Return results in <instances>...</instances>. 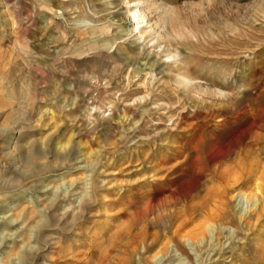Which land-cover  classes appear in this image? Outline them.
<instances>
[{
  "label": "rangeland",
  "instance_id": "1",
  "mask_svg": "<svg viewBox=\"0 0 264 264\" xmlns=\"http://www.w3.org/2000/svg\"><path fill=\"white\" fill-rule=\"evenodd\" d=\"M158 1L171 10V27L187 35L170 47L117 40L126 15L103 0H0V264H155L172 250L179 264H264L250 251L264 246V0ZM175 48L202 88L233 99L193 103L174 87L172 68L155 67L151 82L150 65ZM213 112L227 125L204 120ZM236 116L255 128L226 164L211 161V145ZM250 152L262 166L254 172L262 194L237 197L254 186L246 169L211 233L174 234L166 212L200 203L219 185L194 173L216 177ZM89 176L95 191L78 212L80 187L67 184ZM67 191L62 205L73 221L56 226L50 216L33 229L46 198ZM255 206L257 217H241ZM50 236L55 254L44 247ZM37 243L44 247L37 254L23 251Z\"/></svg>",
  "mask_w": 264,
  "mask_h": 264
},
{
  "label": "bare ground",
  "instance_id": "2",
  "mask_svg": "<svg viewBox=\"0 0 264 264\" xmlns=\"http://www.w3.org/2000/svg\"><path fill=\"white\" fill-rule=\"evenodd\" d=\"M103 1L107 2L106 4L107 7L114 5V8H120L121 10H123V13L126 15L127 18V20L125 21L126 28L121 31L119 35L120 39L118 38L117 40L124 39V41H127L133 39L134 42L136 43H141V44L151 43V45H154L156 47H162V46L170 47V44L172 42L187 37L186 34H183L171 27L170 25L171 10L167 9L164 5L159 3L158 0H103ZM84 25H85V30H88L89 32L91 31V33L96 30V25L93 22H86ZM112 42L113 43L111 44L108 42L106 43L104 42L105 44H103V48L109 49L114 47V45H116V39ZM94 45L95 44L93 43V46ZM117 55L123 59V62L132 61L129 57H125L124 54H122V52H117ZM181 60H182L181 53L177 48L168 49L166 51V54L164 55L163 60L155 62L153 63V65H150V68L153 67V69L148 72L150 81L155 82L157 80L155 67L157 69L166 68L167 70L172 68V69H176L175 74L172 77V83L174 87L178 91L182 92L184 96L190 99L193 103L194 102L204 103V100L208 95L212 96L214 99L220 102H228L231 99H233V95L229 94L228 92L221 90L209 91L206 87L202 88L201 84L195 81V79H193L191 75L181 66L182 63ZM156 107L157 109L161 108L160 106H156ZM217 119H219L220 122L222 123H226L227 125V119L225 117H222L219 114V112H213L204 117V120H208V122H212L214 120L216 121ZM234 119H235L234 121L237 122L230 123V125L226 126L231 129L230 132L227 133L221 140L214 141V143L211 145V150L209 152V159L211 161L224 163L231 156L232 152L241 145L242 140L246 136L251 134L252 130L256 126L255 120H253L248 124H245L242 121L238 120L239 119L238 116H236ZM169 123H171L172 125L173 121L170 119ZM223 126L225 128L224 124H221L216 127L212 125H206L208 129L221 128ZM163 128L164 131H167L169 129L167 127H163ZM190 151L196 153L197 155L198 143L192 142L190 144ZM237 157H238V163H236V165H233L231 167L230 166L226 167L225 169L223 168V170H221L220 172L216 169L219 172V174L216 177H212V176L210 177L205 172L194 173L201 175L202 177H207L210 183L217 182L219 183V185L216 186L215 183L216 187L207 191L206 196L203 198V200L200 203L193 204L188 208H185L182 212L175 210L170 212L165 210L167 211L165 215L166 217L165 221L169 222L170 218L173 220L175 226L174 234H178V232H181L180 230L189 228L187 231L188 237L193 239H200V238L203 239L206 235H208V233L212 232L217 220L227 218L226 217L227 205L229 200L227 201L226 197L228 194H231V192H234L238 188L237 186H236L237 188L234 186L237 184L241 176L244 174L243 172L246 169H248L249 172L251 173L250 177H252V181L257 182L259 180V178L254 177V172L256 169L262 166L260 165V161H258L253 156V152L247 153L246 159L241 153H239ZM244 160L245 161L247 160L246 163H243ZM196 181L197 178L195 177L191 183H182L180 186H178V189L180 190V194L185 195L186 192L189 191L195 185ZM255 182H254V186H252V188H250L248 191H239L237 193V197L238 195L244 196L245 198L248 199V201L252 202L253 197H258L257 195L258 193L261 195L262 194L261 186L258 182L255 184ZM67 185L69 189L73 188L74 185H79L80 188L74 189L75 192L80 191L77 211L78 212L84 211L85 206L88 203H90L92 200V195L95 191V186H96L95 178L93 176L84 177L81 179H77L74 183H69ZM231 188H233V191L230 192ZM71 192L67 191L61 194H50L45 200V207L42 208L41 212L40 211L38 212V221L35 223L33 229L37 230L38 228L44 226L45 223L49 220L50 216L55 222L56 226L66 225L67 220H70L69 223H71L74 219V214L68 219L70 210H66L65 207L62 205L65 202V200L68 199ZM162 196H163V192L162 191L158 192L156 195V199L160 200ZM255 202L256 201H254L253 203ZM258 210L259 209L255 206L252 210L249 209V212L246 211L240 214L241 217L243 218L251 219L253 216L256 215L257 217L259 215ZM183 235H185V233ZM49 238L50 239L47 240V243L45 244L46 246L44 247H46V249L50 251V254H55V251L57 249V242H55L54 238H52L51 236ZM185 238L186 237H184V239ZM229 239L230 237L228 238V240ZM44 247L40 243L34 244L32 246L28 244L24 247L23 251L26 254H37L38 252L42 251ZM250 249L251 252H253L262 261H264V246H260V247L253 246ZM19 251L21 253V249ZM178 256L176 254V251L172 250L168 258L158 259L155 262V264H174L175 262L179 264Z\"/></svg>",
  "mask_w": 264,
  "mask_h": 264
}]
</instances>
